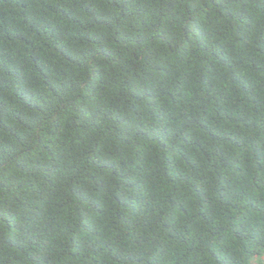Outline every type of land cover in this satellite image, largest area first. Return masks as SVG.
<instances>
[{"label":"trees","instance_id":"16d2710c","mask_svg":"<svg viewBox=\"0 0 264 264\" xmlns=\"http://www.w3.org/2000/svg\"><path fill=\"white\" fill-rule=\"evenodd\" d=\"M0 264H264V0H0Z\"/></svg>","mask_w":264,"mask_h":264}]
</instances>
